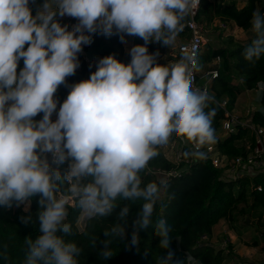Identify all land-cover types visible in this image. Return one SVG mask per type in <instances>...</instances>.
<instances>
[{"label": "clouds", "instance_id": "9594fccd", "mask_svg": "<svg viewBox=\"0 0 264 264\" xmlns=\"http://www.w3.org/2000/svg\"><path fill=\"white\" fill-rule=\"evenodd\" d=\"M34 2L0 0V206L24 205L29 212L32 198L39 197L40 234L24 238L22 264H80L84 248L67 237L88 233L74 232L68 221L73 203L86 226L115 215L102 231L105 240L91 238L94 249L104 245L100 259L114 256L111 245L125 240L131 208L139 205L125 246L139 251V232L151 228L163 253L156 264H185L171 248L172 226L162 214L153 219L167 184L142 186L141 173L173 135L192 145L185 159L206 160V149L217 143V101L207 88L194 86L202 69L194 53L160 64L159 51L149 53L148 45L173 47L200 0H44L33 15ZM65 16L78 21L71 30L57 19ZM250 25L253 38L242 56L255 66L264 57V13L254 11ZM97 33L118 35L122 43L135 36L144 44L131 47L127 64L114 55L101 58L89 79L70 86L53 121L54 94L67 86L78 54ZM20 220L36 222L32 215ZM0 258L11 264L7 243Z\"/></svg>", "mask_w": 264, "mask_h": 264}, {"label": "trees", "instance_id": "16d2710c", "mask_svg": "<svg viewBox=\"0 0 264 264\" xmlns=\"http://www.w3.org/2000/svg\"><path fill=\"white\" fill-rule=\"evenodd\" d=\"M44 0H35L31 3L33 15H35L39 6ZM238 3H226L222 0H203L197 20L201 25L212 23L217 19L222 23H234L238 28L245 32L251 31L250 20L254 11L264 13V0H245V5L239 8ZM62 25H70L75 19L57 17ZM189 19V18H188ZM187 19V20H188ZM187 22V21H186ZM206 26V27H207ZM70 27V26H69ZM179 38L186 40L189 37V31L185 23L184 30L179 34ZM127 41V36L125 37ZM251 40L240 41L234 36L228 37L218 46L208 45L206 52L200 57L202 69L207 65L213 64L216 59L219 63L213 64L210 68L219 69V77L211 83V94L217 100L228 98L229 110L233 111L238 97L246 92L259 89L260 85L264 86V57L256 63L250 65L244 60L242 53ZM144 44L139 37H133V46ZM27 48V45L25 46ZM149 53H155L157 50L162 56L167 53L168 48L161 43H150L148 45ZM88 61H81V68H77L74 75L66 78L67 86L62 84L58 87L54 98L58 100L57 110L64 102L70 92V86L79 83L82 80L90 78L91 73L96 71L94 62L109 55H114L122 63H130L131 56L126 52L124 43L118 35L106 37L102 34H93L92 42L85 47ZM170 60L175 62L171 56ZM91 65V67H90ZM24 67L23 60L18 64L17 71ZM235 80H242V83L235 84ZM262 109L254 110L250 115L249 122L252 125L264 128V94L261 99ZM217 115L213 121V127L221 130L222 122L225 118L224 111L217 105ZM43 113L38 114L34 119H42ZM58 117L52 116L56 120ZM180 138V137H178ZM247 142L251 143L250 149ZM255 146V136L248 128L239 127L237 132L227 134L225 137L217 135L216 151L229 160L238 157H247ZM189 147L183 148V153L189 151ZM149 162V166L141 173L143 185L149 182L166 183L167 188L161 194L163 200H159L156 205L153 219L155 220L161 214L172 226L171 236L173 241L172 250L175 251L176 258L184 259L185 264H190L188 257H192L198 264H224L227 259L233 258L232 245L229 247V253L225 250L217 249L211 244L214 228L220 221L234 222L235 211L239 207L248 203L249 188L250 196L253 202L250 210H260L264 215V171L259 172L253 177L243 175L235 180H226L223 176V169L215 168L212 161L207 158L204 161H198L194 164L185 163L187 159L180 164L170 161L163 152ZM67 163L60 165L62 175L67 171ZM156 171L170 173L177 171L179 175L168 176L163 180ZM62 187H67L65 183ZM258 188H261L259 190ZM39 197L32 198L30 211L25 212L23 205L11 209L0 206V246L7 243L11 257V264H22L24 259L25 237L31 236L35 239L39 233V222L36 215L39 211L37 203ZM126 203V202H125ZM138 203H143L140 201ZM161 208L163 212L161 213ZM140 206L133 205L128 217L127 237L122 243L111 245L114 247V256L107 261L98 256V251L103 248V244L98 242L94 249L91 245L92 236L98 235L99 241L106 239L103 232L110 227L115 220V215L102 221H92L80 230L79 209L70 206L68 221L72 223L74 232L87 231V235H74L67 237L69 240H75L77 244L84 248V254L80 257V264H156L155 257L163 254L158 248L159 237L152 234V229L142 230L139 232L140 243L137 248H128L131 238L132 221L137 218ZM119 208L117 209V212ZM243 214L247 209H241ZM32 215L35 223L25 225L21 222V216ZM245 224L249 225L248 217L245 218ZM206 236L207 241L202 240ZM264 239V232H262ZM0 264H5L0 258Z\"/></svg>", "mask_w": 264, "mask_h": 264}, {"label": "rangeland", "instance_id": "374dc122", "mask_svg": "<svg viewBox=\"0 0 264 264\" xmlns=\"http://www.w3.org/2000/svg\"><path fill=\"white\" fill-rule=\"evenodd\" d=\"M226 3L236 2L238 7L242 8L245 5V0H222ZM223 24L219 20H215L212 25L204 24L203 35L205 37V45L203 47V52H206L208 45L218 46L222 45L228 37L234 36L236 40L245 41L252 40V32H245L238 28L234 23H228V28L222 29L220 26ZM207 26V27H206ZM127 36V43H124L126 52H129L131 47H133V37ZM185 40L177 38L175 45L168 48L167 53L159 56L157 62L160 64L172 63L170 60L171 54L175 53L178 47L184 43ZM97 63L95 64V66ZM209 65L205 69H208ZM239 84V80L234 81ZM261 90L256 89L252 91H247L242 93L235 104L234 110L232 111L241 120H249L248 111L259 110L262 107L260 102ZM58 110L53 113V116L57 117ZM217 135L220 137L227 136L223 131L218 130ZM189 147V143L177 136L173 135L170 138L168 145L163 146L159 151L170 160L177 164H180L181 157L183 155V148ZM162 178V177H161ZM163 179V178H162ZM249 198L248 203L243 204L239 207V210L235 211V221L226 222L220 221L219 224L214 228L213 238L211 242L216 246L217 249L225 250V253H229V247H233V258L227 259L224 264H264V239L262 237V232H264V215L260 210H250V206L253 202L250 196L249 188ZM160 200H163V195L161 194ZM24 207V205H23ZM247 209V213L243 214L241 209ZM248 217L250 222L249 225L245 224V218ZM81 224V223H79ZM82 230L83 224L80 225ZM198 264V263H192Z\"/></svg>", "mask_w": 264, "mask_h": 264}, {"label": "built area", "instance_id": "2783aa9c", "mask_svg": "<svg viewBox=\"0 0 264 264\" xmlns=\"http://www.w3.org/2000/svg\"><path fill=\"white\" fill-rule=\"evenodd\" d=\"M203 0H200V6L202 4ZM197 10L196 14L194 16H190L189 19L186 22V26L189 31V37L182 43L175 53L171 54V56L174 58L175 61H178L183 53L190 52L194 53L199 61L202 54L203 47L205 45V37L203 35V28L202 25L197 20L198 12ZM64 19H68V16L62 17ZM78 21L75 19L70 23L69 30H71L72 26H74ZM222 29L228 28V25L223 23L220 26ZM245 41V40H242ZM87 45L83 46L82 52L78 54V60H79V68H81V61L85 60L88 61L87 55L85 52V47ZM220 59H216V61L213 64L219 63ZM213 64H209L208 69H201L200 72L195 74V81L194 86L199 88H207L209 90V93L211 94V83L213 80L217 79L219 77V69L218 68H210ZM240 83H242V80H239ZM235 83V82H234ZM236 84V83H235ZM264 87V86H263ZM217 105L224 111L225 118L221 125V131H223L226 135L230 133L237 132L239 127L248 128L253 135L255 136V146L249 153V155L245 157H238L234 160H229L225 156L221 155L218 151H216L215 145L209 146L206 151L208 153V157L215 168L223 169V176L226 180H235L236 178L248 175L250 177L255 176L261 171H264V128L252 125L249 120H241L237 115H235L232 111L229 110V100L228 98H221L217 100ZM261 101V98H260ZM261 110V109H259ZM252 111H248V117H250ZM40 120V119H39ZM55 121L54 119H52ZM189 150L192 149V145L189 143ZM248 148L250 149L251 143L247 142ZM49 160H51V156L48 157ZM183 155L181 157V162H183ZM198 161L187 159L185 163L188 164H194ZM53 167H56V165H53ZM156 174L165 180L168 176L171 175H179L177 171H173L170 173H165L162 171H156ZM261 190V188H258ZM74 206V203L73 205ZM80 223L83 224L82 229L85 227V222L80 220ZM79 224V228L81 229ZM202 240L207 241L208 238L206 236L202 237ZM213 244V242H211ZM190 257V256H189ZM189 260L190 264L195 263L196 261L190 257Z\"/></svg>", "mask_w": 264, "mask_h": 264}, {"label": "crops", "instance_id": "0c3cea01", "mask_svg": "<svg viewBox=\"0 0 264 264\" xmlns=\"http://www.w3.org/2000/svg\"><path fill=\"white\" fill-rule=\"evenodd\" d=\"M243 31V30H242ZM242 40H244V39H242ZM99 60H96L95 62H94V65L98 62ZM263 87V85H260L259 86V89L261 90V88ZM247 92V91H246ZM263 94H264V91H261V99H262V97H263ZM260 109H262V107H260Z\"/></svg>", "mask_w": 264, "mask_h": 264}]
</instances>
